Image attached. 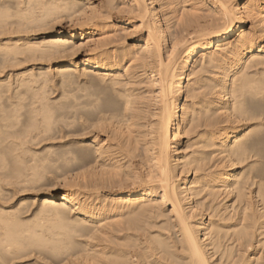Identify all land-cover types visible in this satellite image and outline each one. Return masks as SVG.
Masks as SVG:
<instances>
[{"label": "bare ground", "instance_id": "6f19581e", "mask_svg": "<svg viewBox=\"0 0 264 264\" xmlns=\"http://www.w3.org/2000/svg\"><path fill=\"white\" fill-rule=\"evenodd\" d=\"M3 1L0 264H264V0Z\"/></svg>", "mask_w": 264, "mask_h": 264}, {"label": "rangeland", "instance_id": "374dc122", "mask_svg": "<svg viewBox=\"0 0 264 264\" xmlns=\"http://www.w3.org/2000/svg\"><path fill=\"white\" fill-rule=\"evenodd\" d=\"M2 1H3V0H2ZM6 1H7V0H4L3 2H6ZM3 2H2V3H3ZM0 3H1V0H0ZM245 27L248 28V27H249V23H247V24L245 25Z\"/></svg>", "mask_w": 264, "mask_h": 264}]
</instances>
